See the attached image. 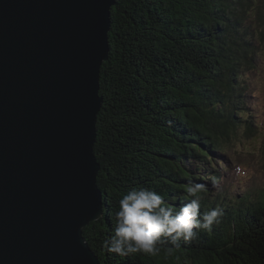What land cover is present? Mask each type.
Masks as SVG:
<instances>
[{"label": "trees", "instance_id": "obj_1", "mask_svg": "<svg viewBox=\"0 0 264 264\" xmlns=\"http://www.w3.org/2000/svg\"><path fill=\"white\" fill-rule=\"evenodd\" d=\"M114 6L93 147L102 213L82 229L86 243L100 264H264V190L254 202L239 194L233 203L230 189L214 190L220 175L213 171L240 127L251 137L261 128L248 120L252 105L241 81L257 56L256 32L246 22L251 12L264 11V0H115ZM192 183L207 185L201 215L222 210L211 231L197 230L196 239L182 241L171 255L163 249L156 256L105 251L129 190H153L178 209L191 199L186 188Z\"/></svg>", "mask_w": 264, "mask_h": 264}, {"label": "water", "instance_id": "obj_2", "mask_svg": "<svg viewBox=\"0 0 264 264\" xmlns=\"http://www.w3.org/2000/svg\"><path fill=\"white\" fill-rule=\"evenodd\" d=\"M115 0H0V264H100L93 155Z\"/></svg>", "mask_w": 264, "mask_h": 264}, {"label": "clouds", "instance_id": "obj_3", "mask_svg": "<svg viewBox=\"0 0 264 264\" xmlns=\"http://www.w3.org/2000/svg\"><path fill=\"white\" fill-rule=\"evenodd\" d=\"M206 191L205 184H189L186 192L191 199L177 209L153 190H129L119 201L113 234L103 244L105 251L120 256H156L163 249L173 254L182 241L196 239L197 230L211 231L220 222L223 213L219 207L201 215V194Z\"/></svg>", "mask_w": 264, "mask_h": 264}, {"label": "rangeland", "instance_id": "obj_4", "mask_svg": "<svg viewBox=\"0 0 264 264\" xmlns=\"http://www.w3.org/2000/svg\"><path fill=\"white\" fill-rule=\"evenodd\" d=\"M251 13L253 16L246 22V25L250 24L255 29L256 42H254V46L257 47V56L253 69L247 72L244 71L241 84L245 90L248 105H252V108L247 109L251 117L248 120L252 123L255 122L254 124L257 126H261V131H257L259 132L257 136L246 139L245 129L240 127L237 138L231 142L225 156L220 157L219 161L215 162L213 166V171L220 175V181L217 182L214 190H217L220 186L230 189L231 194L236 195L235 197L231 195L233 203L238 202L237 199L239 198L237 196L239 194H248L250 200L254 202L261 194V190L264 189V180L261 181L264 175L259 171L263 168L262 163L264 161V124L263 122L262 125L260 124L261 121H264V25L262 24L264 11L261 9ZM235 165H239L236 174L234 171ZM239 168L244 170L245 174Z\"/></svg>", "mask_w": 264, "mask_h": 264}, {"label": "bare ground", "instance_id": "obj_5", "mask_svg": "<svg viewBox=\"0 0 264 264\" xmlns=\"http://www.w3.org/2000/svg\"><path fill=\"white\" fill-rule=\"evenodd\" d=\"M189 1V0H188ZM175 2V1H174ZM160 3V2H159ZM188 3V2H187ZM162 4V3H161ZM184 4V3H183ZM163 5V4H162ZM160 6V5H159ZM171 6V5H170ZM115 7V6H114ZM112 8V7H111ZM169 8H172V7H169ZM143 9V8H142ZM116 11H117V9H116ZM142 11V10H141ZM150 11V10H149ZM147 13V12H146ZM150 14V13H149ZM148 14V15H149ZM161 16V15H160ZM143 17V16H142ZM183 17V16H182ZM159 18V17H158ZM160 19V18H159ZM138 22V21H137ZM113 24V23H112ZM123 26V25H122ZM143 27V26H142ZM182 27V26H181ZM111 28V27H110ZM159 28V27H158ZM160 28H161V26H160ZM182 29V28H181ZM177 30V29H176ZM179 30V29H178ZM162 31V30H161ZM111 32H112V30H111ZM110 32V33H111ZM139 33H140V30H139ZM154 33V32H153ZM182 33V32H181ZM118 34V33H117ZM121 34V33H120ZM115 35V34H114ZM122 35V34H121ZM108 36V35H107ZM112 36V35H111ZM110 37V36H109ZM108 37V38H109ZM116 37V36H115ZM119 37V36H118ZM121 37V36H120ZM124 37H122V39H123ZM118 39V38H117ZM159 41V40H158ZM118 42V41H117ZM124 43V42H123ZM118 44V43H117ZM114 45V44H113ZM124 45V44H123ZM127 45V44H126ZM157 45V44H156ZM159 45V44H158ZM161 45V44H160ZM170 45V44H169ZM129 46V45H128ZM162 46V45H161ZM109 47H110V44H109ZM131 47V46H130ZM132 48V47H131ZM138 49H139V47H137ZM136 48V50H138ZM171 48V47H170ZM111 49V48H110ZM144 50V49H143ZM156 50V49H155ZM110 51V50H109ZM137 52V51H136ZM139 53V52H138ZM154 54V53H153ZM160 54V53H159ZM138 55V54H137ZM160 56V55H159ZM153 57V56H152ZM111 58V57H110ZM117 58V57H116ZM132 58V57H131ZM157 58V57H156ZM161 59V58H160ZM113 61V60H112ZM117 61V60H116ZM158 61V60H157ZM132 62V61H131ZM161 62V61H160ZM104 63V62H103ZM132 64H133V62H132ZM165 64V63H164ZM111 65V64H110ZM109 65V66H110ZM139 65V64H138ZM212 65V64H211ZM125 66H127V65H125ZM217 66V65H216ZM121 67V66H120ZM119 67V68H120ZM128 67V66H127ZM140 67V66H139ZM167 67V66H166ZM104 68V67H103ZM112 68V67H111ZM115 68V67H114ZM130 68V67H129ZM108 69V68H107ZM132 69V68H131ZM134 69V68H133ZM213 69V68H212ZM104 70V69H103ZM125 70V69H124ZM139 70V69H138ZM121 72V71H120ZM129 72V71H128ZM136 72V71H135ZM110 73V72H109ZM112 73V72H111ZM125 73H126V71H125ZM131 73V72H130ZM131 74H133V73H131ZM100 75H102V74H100ZM106 75V74H105ZM112 75V74H111ZM119 75V74H118ZM134 75V74H133ZM137 75V74H136ZM141 75V74H140ZM102 76H104V75H102ZM123 77H124V75H123ZM132 77V76H131ZM140 77V76H139ZM102 78V77H101ZM116 78V77H115ZM119 78V77H118ZM142 78V77H141ZM115 80V79H114ZM113 80V81H114ZM135 80V79H134ZM141 80V79H140ZM119 81V80H118ZM138 81V80H137ZM103 82V81H102ZM105 82V81H104ZM111 82V81H110ZM109 82V83H110ZM133 82V81H132ZM121 83V82H120ZM119 83V84H120ZM100 84V83H99ZM104 84V83H103ZM113 84V83H112ZM125 84V83H124ZM132 84H134L135 85V83H132ZM102 85V84H101ZM115 85V84H114ZM145 85V84H144ZM143 85V86H144ZM158 85V84H157ZM160 85V84H159ZM116 86V85H115ZM146 86V85H145ZM104 87V86H103ZM119 87V86H118ZM131 88H133V87H131ZM117 89V88H116ZM141 89H142V87H141ZM105 91H107L108 92V90H106V89H104ZM121 90V89H120ZM124 90V89H123ZM130 90V89H129ZM104 91V92H105ZM119 91V90H118ZM116 92V91H115ZM130 92V91H129ZM106 93V92H105ZM122 93V92H121ZM120 93V94H121ZM104 94V93H103ZM114 94V93H113ZM115 94H117V93H115ZM126 94H127V92H126ZM125 94V95H126ZM238 94V93H237ZM240 94V93H239ZM242 94V93H241ZM109 96V95H108ZM110 97V96H109ZM116 97V96H115ZM129 97V96H128ZM131 97V96H130ZM107 98V97H106ZM250 98H252V97H250ZM111 99V98H110ZM104 100V99H103ZM102 100V101H103ZM106 100V99H105ZM108 100V99H107ZM125 100H127V99H125ZM118 101V100H117ZM132 101V100H131ZM106 102V101H105ZM129 102V101H128ZM110 103H111V101H110ZM126 103V102H125ZM125 103H124V105H125ZM147 103V102H146ZM109 104V103H108ZM104 105V104H103ZM105 105H106V103H105ZM127 105V104H126ZM136 105H138V104H136ZM109 107V106H108ZM107 107V108H108ZM114 107V106H113ZM133 107V106H132ZM102 108V107H101ZM106 108V107H105ZM123 108V107H122ZM125 108V107H124ZM109 109V108H108ZM125 110V109H124ZM129 110V109H128ZM127 111V110H126ZM100 112V111H99ZM103 115H104V113H102ZM101 115V114H100ZM109 115H110V113H109ZM134 115V114H133ZM98 116V115H97ZM113 116V115H112ZM111 117V116H110ZM117 117H119V116H117ZM101 118V117H100ZM98 119V118H97ZM103 119V118H102ZM113 119V118H112ZM118 120V119H117ZM101 121H103V120H101ZM106 121V120H105ZM262 122H263V124H264V121H261L260 122V124L262 125ZM100 124H101V122H99ZM112 123V122H111ZM117 123V122H116ZM126 123V122H125ZM108 125V124H107ZM103 126H105V124L103 125ZM118 126V125H117ZM120 126H121V124H120ZM117 128V127H116ZM123 128V127H122ZM130 128V127H129ZM115 129V128H114ZM124 129V128H123ZM96 130H97V128H96ZM117 130V129H116ZM122 130V129H121ZM120 130V132H122ZM131 130V129H130ZM258 131L260 130L261 131V128H259V129H257ZM257 130H256V132H257ZM119 131V130H118ZM106 132H108V130L106 131ZM119 132V133H120ZM131 132V131H130ZM258 134H259V132H257ZM112 135V134H111ZM244 135V134H243ZM247 136V138L246 139H251V138H253V137H251V136H249V135H246ZM240 143V142H239ZM263 145H264V140H263ZM95 149V148H94ZM161 151H163L162 149H161ZM174 152V151H173ZM189 152V151H188ZM176 154V153H175ZM173 155V154H172ZM180 155V154H179ZM185 158V157H184ZM96 159V158H95ZM236 160H237V157L235 158ZM178 160V159H177ZM180 161V160H179ZM221 163V162H220ZM263 164V163H262ZM264 165V164H263ZM237 166H239V165H235V167H234V171H235V174H236V170H238V168H237ZM254 166V165H253ZM101 167V166H100ZM219 168V167H218ZM239 170H242L241 168H239ZM259 171L262 173V175H264V168H262V169H259ZM221 172V171H220ZM242 172H243V174H245V171L244 170H242ZM229 176V175H228ZM231 180V179H230ZM234 180V179H233ZM237 180V179H236ZM264 180V176H262V180L261 181H263ZM249 181V180H248ZM103 182V181H102ZM98 185H99V183H98ZM163 189V188H162ZM264 190V189H263ZM163 192V191H162ZM167 192V191H166ZM246 194V193H245ZM262 201H263V199H261ZM253 201V200H252ZM253 203V202H252ZM260 203H261V201H260ZM258 204V203H257ZM263 204V203H262ZM256 206V205H255ZM263 207V206H262ZM237 209V208H236ZM264 214V213H263ZM254 227V226H253ZM85 228V227H84ZM221 228V227H220ZM228 230V229H227ZM85 231V230H84ZM254 231V230H253ZM235 232V231H234ZM86 233V232H85ZM87 234V233H86ZM218 234V233H217ZM226 234V233H225ZM238 234H240V233H238ZM202 236V235H201ZM220 236V235H219ZM236 236V235H235ZM199 238V237H198ZM214 238V237H213ZM212 238V239H213ZM218 238V237H217ZM234 238V237H233ZM85 239V238H84ZM210 239V238H209ZM219 239V238H218ZM93 240V239H92ZM222 240V239H221ZM220 240V241H221ZM227 241H228V238L226 239ZM231 240V239H230ZM210 241V240H209ZM214 241V240H213ZM212 241V242H213ZM223 241V240H222ZM100 242V241H99ZM219 242V241H218ZM102 244V243H101ZM207 244V243H206ZM230 244V243H229ZM250 244V243H249ZM256 244V243H255ZM234 245V244H233ZM241 245V244H240ZM250 246H251V244H250ZM257 246H258V244H257ZM210 247H212V246H210ZM218 247V246H217ZM236 248V247H235ZM223 249V248H222ZM221 249V250H222ZM243 249V248H242ZM256 249V248H255ZM259 249H261V248H258V250ZM226 250V249H225ZM262 250V249H261ZM99 251V250H98ZM227 251V250H226ZM243 251H244V249H243ZM253 251V250H252ZM227 252H229V250L227 251ZM246 252H248L247 251V249H246ZM264 252V251H263ZM99 253H100V251H99ZM240 253V252H239ZM245 253V252H244ZM260 253V252H259ZM262 253V252H261ZM95 254V253H94ZM263 254V253H262ZM241 255V254H240ZM243 255V254H242ZM114 256H115V254H114ZM118 256V255H117ZM224 256V255H223ZM229 256V255H228ZM237 256V255H236ZM248 256V255H247ZM255 256V255H254ZM98 257V256H97ZM222 257V256H221ZM230 257H231V255H230ZM238 257V256H237ZM241 257V256H240ZM121 258V257H120ZM223 258H225V257H223ZM227 258V257H226ZM249 258V257H248ZM258 258V257H257ZM222 259V258H221ZM220 259V260H221ZM236 259V258H235ZM241 259V258H240ZM102 260V259H101ZM114 260V259H113ZM217 260V259H216ZM215 260V261H216ZM239 260V259H238ZM250 260H251V258H250ZM253 260V259H252ZM257 261H258V259H257ZM260 261V260H259ZM132 262H133V260H132ZM234 262V261H233ZM242 262V261H241ZM247 262V261H246ZM245 262V263H246ZM244 263V262H243ZM252 263V262H251ZM123 264V263H122ZM224 264V263H223ZM239 264V263H238ZM258 264H260V263H258Z\"/></svg>", "mask_w": 264, "mask_h": 264}]
</instances>
